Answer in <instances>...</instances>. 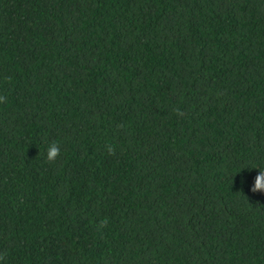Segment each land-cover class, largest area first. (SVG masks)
<instances>
[{"label":"trees","instance_id":"1","mask_svg":"<svg viewBox=\"0 0 264 264\" xmlns=\"http://www.w3.org/2000/svg\"><path fill=\"white\" fill-rule=\"evenodd\" d=\"M260 171L264 0H0V264H264Z\"/></svg>","mask_w":264,"mask_h":264},{"label":"clouds","instance_id":"2","mask_svg":"<svg viewBox=\"0 0 264 264\" xmlns=\"http://www.w3.org/2000/svg\"><path fill=\"white\" fill-rule=\"evenodd\" d=\"M60 155V148L57 145H50L48 148L47 159L49 161H55L56 158ZM252 190L256 191H264V172H259V174L255 178V182Z\"/></svg>","mask_w":264,"mask_h":264}]
</instances>
